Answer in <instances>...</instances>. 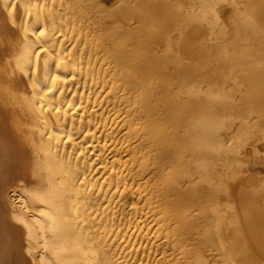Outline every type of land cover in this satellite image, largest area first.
<instances>
[{
    "label": "bare ground",
    "instance_id": "obj_1",
    "mask_svg": "<svg viewBox=\"0 0 264 264\" xmlns=\"http://www.w3.org/2000/svg\"><path fill=\"white\" fill-rule=\"evenodd\" d=\"M74 78L122 91L176 263L264 264V0H0V264H118L104 183L65 150L91 126Z\"/></svg>",
    "mask_w": 264,
    "mask_h": 264
},
{
    "label": "rangeland",
    "instance_id": "obj_2",
    "mask_svg": "<svg viewBox=\"0 0 264 264\" xmlns=\"http://www.w3.org/2000/svg\"><path fill=\"white\" fill-rule=\"evenodd\" d=\"M76 41L77 36L73 35L65 41L66 47H74ZM92 65L106 66L99 59H93ZM106 71L108 79L111 69ZM101 86L99 82L93 87H84L75 78L65 85V93L73 95L76 91L84 100L85 108L76 109L74 120L79 121L81 117L83 121L91 120L89 128L77 133L74 141H67L65 150L68 153L72 145H77L76 153L81 152L88 167V182L95 184V195L102 183V190L107 189L98 194V199L100 209L116 220L109 240L118 264H178L171 255L168 241L156 231L158 214L146 204L145 193H137L139 183L145 178L136 176V165L131 164L130 151L126 148L127 128L122 120L127 117V107L119 101L122 91L112 99L106 97L109 88L100 95ZM110 174L119 177L118 185H105Z\"/></svg>",
    "mask_w": 264,
    "mask_h": 264
}]
</instances>
